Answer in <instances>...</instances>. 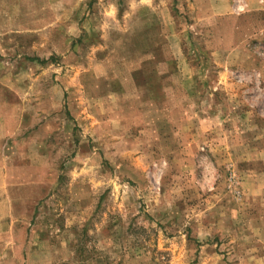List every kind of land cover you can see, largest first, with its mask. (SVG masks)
<instances>
[{
    "label": "rangeland",
    "instance_id": "rangeland-1",
    "mask_svg": "<svg viewBox=\"0 0 264 264\" xmlns=\"http://www.w3.org/2000/svg\"><path fill=\"white\" fill-rule=\"evenodd\" d=\"M231 8L0 0L39 136L9 150L0 264H264V1Z\"/></svg>",
    "mask_w": 264,
    "mask_h": 264
},
{
    "label": "crops",
    "instance_id": "crops-1",
    "mask_svg": "<svg viewBox=\"0 0 264 264\" xmlns=\"http://www.w3.org/2000/svg\"><path fill=\"white\" fill-rule=\"evenodd\" d=\"M233 1L235 0H211V17L215 19L221 14H225L226 12L232 10L231 6ZM242 1L247 2V0ZM243 5L244 4L240 5L241 8H243ZM6 89L7 88L5 87V89H3L4 92L2 93V81H0V183L2 184L7 182L11 183L18 181L17 176L14 172L16 170L14 169L15 167H9L10 170L13 172H9L10 174L8 173L9 168L7 160L8 158L13 157L9 155V150L17 148L18 144L20 146H23L25 141L38 142L39 140V136L37 134L35 136H31L33 137V139H31L30 137H25L24 132L22 134H19V131L21 130L20 128L23 125V118L25 115L22 106L19 105L13 107L10 105L13 110H11V113H9V100L7 98ZM19 98L20 101H23L22 97ZM153 100L156 102L158 101L155 99ZM136 110H138V108H136ZM14 144L16 145V147H12V145ZM13 159H15V157ZM7 188L8 185H6V198L8 199L10 197L11 199L12 197L8 195L12 192H8ZM13 193H16V191Z\"/></svg>",
    "mask_w": 264,
    "mask_h": 264
}]
</instances>
